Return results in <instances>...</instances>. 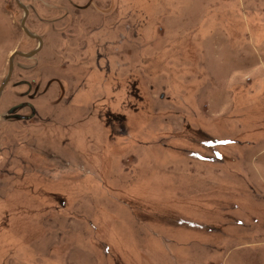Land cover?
Masks as SVG:
<instances>
[{
    "label": "rangeland",
    "instance_id": "374dc122",
    "mask_svg": "<svg viewBox=\"0 0 264 264\" xmlns=\"http://www.w3.org/2000/svg\"><path fill=\"white\" fill-rule=\"evenodd\" d=\"M19 2L0 264H264V0Z\"/></svg>",
    "mask_w": 264,
    "mask_h": 264
},
{
    "label": "water",
    "instance_id": "95a60500",
    "mask_svg": "<svg viewBox=\"0 0 264 264\" xmlns=\"http://www.w3.org/2000/svg\"><path fill=\"white\" fill-rule=\"evenodd\" d=\"M17 4L23 9L24 11V16L21 20V27L22 29L24 30V32L30 36V37H36L39 41V45L37 48L33 49V50H30L29 52H19V51H14L10 56H9V59H8V70H7V74L4 78V80L2 81V83L0 84V93L1 91L3 90L4 86L7 84V82L9 81V78L11 77V74H12V69H13V58L15 55H19V56H24V57H29V56H32L34 53H36L40 47H41V44H42V41L41 39L32 34L31 32H29V30L27 29V27L25 26V19L27 17V14H28V9L26 7H24L23 5H21V3L19 2V0H17Z\"/></svg>",
    "mask_w": 264,
    "mask_h": 264
},
{
    "label": "flooded vegetation",
    "instance_id": "af4514ba",
    "mask_svg": "<svg viewBox=\"0 0 264 264\" xmlns=\"http://www.w3.org/2000/svg\"><path fill=\"white\" fill-rule=\"evenodd\" d=\"M33 38H36V37H33ZM37 39V38H36Z\"/></svg>",
    "mask_w": 264,
    "mask_h": 264
}]
</instances>
